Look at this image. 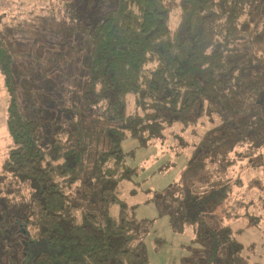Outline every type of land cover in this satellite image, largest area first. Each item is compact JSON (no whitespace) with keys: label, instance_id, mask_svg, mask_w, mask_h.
Returning <instances> with one entry per match:
<instances>
[{"label":"trees","instance_id":"16d2710c","mask_svg":"<svg viewBox=\"0 0 264 264\" xmlns=\"http://www.w3.org/2000/svg\"><path fill=\"white\" fill-rule=\"evenodd\" d=\"M77 1L65 0L71 18ZM96 1L86 0L84 13L108 0ZM254 2L179 0V22L171 28L165 0H116L102 18L79 29L88 51L80 102L100 120L108 140L94 166V202L84 207L88 194L78 197L72 192L81 179L83 149L69 140L62 121L53 122L45 110V92L35 89L36 81L42 84L58 62L49 59L48 67L43 65L42 70L33 66L38 62L37 50L34 56L29 53L33 39L27 52L18 32L2 26L0 13V74L10 94L6 126L11 137L2 171L32 191L23 220L29 237L22 264H149L144 236L152 222L137 218L134 208L119 198L121 183L131 181L138 172L137 167L126 163L130 154L122 148L126 139L138 146H151L174 124L187 129L204 114L221 117L219 133L210 134L188 160L179 190H167L157 197L169 216L170 227L177 231L186 226L200 230V214L212 212L232 197L233 180L226 176L229 166L249 160L244 169L262 172L264 164L259 163L255 170L248 167L254 165L251 159L264 143L255 140L264 117L253 112L239 116L238 105L243 81L264 73V61L241 43L249 39L252 20L248 13ZM262 16L254 28V42L264 39V13ZM48 43L53 50L57 48ZM17 54L23 58L22 86L28 92L24 105L19 103L12 70ZM223 113H227L225 117ZM260 177L253 175L247 180L250 192L251 179ZM7 192L11 191L7 188ZM246 195L240 199L245 210H250L246 214L252 217L250 212L257 208L259 218L264 212V195ZM114 204L119 206L116 216L110 213ZM213 233L218 244L211 247L208 261L218 256L219 264H226L225 259L230 264L242 253L243 244L231 236L228 225ZM154 240L155 248H160L163 238Z\"/></svg>","mask_w":264,"mask_h":264},{"label":"rangeland","instance_id":"374dc122","mask_svg":"<svg viewBox=\"0 0 264 264\" xmlns=\"http://www.w3.org/2000/svg\"><path fill=\"white\" fill-rule=\"evenodd\" d=\"M165 2L169 8L170 27L174 28L179 22V0ZM85 4L86 0H78L76 13L74 18H71L70 14H67L65 0H0L2 26L18 32L19 38L25 41V48L33 39V51L29 53L34 56L37 52L38 59L33 66L37 65L42 70L43 65L48 67L49 59H56L58 62L57 67L52 69L50 76H46L47 79H44L42 84L39 80L36 81L35 89L41 93L45 92V110L53 122L62 121L68 128L69 140L83 149L84 167L81 179L72 191L78 197L82 193L88 194L82 203L83 207L88 202H94L91 200L95 198L94 188L91 186L94 182V166L97 155L107 148L108 140L101 131L100 120L80 102V89L87 74L88 51L83 46L78 31L85 24L102 18V15L113 8L116 0L96 4L86 13L82 8ZM263 13L264 0H255L248 13L252 20L249 39L241 43L248 45L251 53L264 61V39L259 42L252 41L254 28L256 29L262 20ZM48 42H53L57 48L53 50ZM29 50L26 49L27 52ZM15 59L12 70L16 77L17 96L19 103L24 105L28 100V92L22 86L20 65L23 58L17 54ZM31 84L33 86V80ZM243 85L238 103L241 107L239 116L253 112L264 117V73L259 77L245 79ZM9 103L10 94L5 85V78L0 74V264H22L25 257L24 243L29 237V229L23 220L28 215L32 191L2 171L11 147V137L6 126ZM130 108L133 109L132 104ZM226 114L223 113V116ZM220 127L219 115L204 114L187 129L174 124L165 130L163 138L156 140L154 145L138 146L131 139L122 143L123 150L130 153L126 156V163L137 167L138 172L131 181L121 183L119 198L134 208L137 218H146L152 222L150 230L144 236V254L149 264H219L218 256L209 262L208 253L214 244H218L213 232L225 225L231 229V236L243 244L242 253L236 255L230 264L253 261L264 264V212L261 211L262 215L256 218L259 212L256 208L255 212H250L252 217H249L246 212L250 210L246 211L240 202L245 194L247 198H252L253 194L264 195V167L262 172H248L244 167L250 164L249 160L229 166L226 176L231 178L230 181L233 180L230 190H234V194L216 206L212 212L200 214L202 226L198 231L193 226H186L182 231L173 230L169 225V216L162 211L157 200V197L167 190H179V179L188 160L202 148L210 134L219 133ZM257 137L255 140L258 144L261 140L264 142V125ZM255 153L251 159L254 165L248 167L251 170L258 169L259 163L264 164V143L257 147ZM230 156L234 157L233 152ZM209 169L217 173L212 166ZM241 169L245 170L244 174ZM258 174H261L259 180L251 179L253 182L249 184L252 189L250 192L247 180ZM7 188L11 192H7ZM182 196L180 192L177 193L178 198L182 199ZM118 211V204L110 207L113 216H116ZM155 237L163 238V243L158 249L155 248ZM223 254L221 256L225 259ZM226 261L227 259L224 263L228 264Z\"/></svg>","mask_w":264,"mask_h":264}]
</instances>
